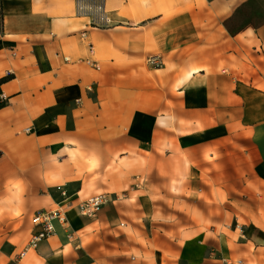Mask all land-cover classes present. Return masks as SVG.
Wrapping results in <instances>:
<instances>
[{"label": "crops", "instance_id": "crops-1", "mask_svg": "<svg viewBox=\"0 0 264 264\" xmlns=\"http://www.w3.org/2000/svg\"><path fill=\"white\" fill-rule=\"evenodd\" d=\"M250 1L0 0V264H264V24H224Z\"/></svg>", "mask_w": 264, "mask_h": 264}, {"label": "built area", "instance_id": "built-area-1", "mask_svg": "<svg viewBox=\"0 0 264 264\" xmlns=\"http://www.w3.org/2000/svg\"><path fill=\"white\" fill-rule=\"evenodd\" d=\"M94 51V47H91ZM69 60V57H66ZM148 62L155 67H161L163 61L159 55H153L148 58ZM6 101L5 95H0V104ZM122 196H112L110 194H101L90 199L80 202L79 209L81 214L93 216L96 215L103 206L113 200H119ZM60 220L64 225H67L69 220L64 207L60 206L50 211H38L34 217L33 222L38 225V229L32 234L29 242L24 249L19 253V260L22 259L27 252L36 247L41 241L48 239L54 235L57 230V221ZM224 264H237L236 261L225 259Z\"/></svg>", "mask_w": 264, "mask_h": 264}, {"label": "trees", "instance_id": "trees-1", "mask_svg": "<svg viewBox=\"0 0 264 264\" xmlns=\"http://www.w3.org/2000/svg\"><path fill=\"white\" fill-rule=\"evenodd\" d=\"M255 0H251L243 5H241L236 11L235 14L231 17L227 18L224 22L225 26L229 30V32L233 35L239 33L245 26L253 25L255 27L261 26L264 24V17L260 22H254L255 13L254 9H249L251 4L254 3ZM264 4V0H263ZM4 79H0V94H1V85ZM5 102L0 104V107L4 105Z\"/></svg>", "mask_w": 264, "mask_h": 264}, {"label": "rangeland", "instance_id": "rangeland-1", "mask_svg": "<svg viewBox=\"0 0 264 264\" xmlns=\"http://www.w3.org/2000/svg\"><path fill=\"white\" fill-rule=\"evenodd\" d=\"M249 9H254L255 19L254 22H260L264 17V4L263 0H255L253 4H251Z\"/></svg>", "mask_w": 264, "mask_h": 264}]
</instances>
